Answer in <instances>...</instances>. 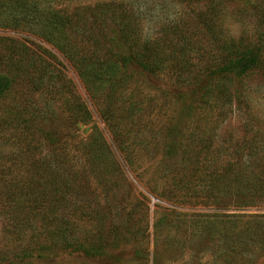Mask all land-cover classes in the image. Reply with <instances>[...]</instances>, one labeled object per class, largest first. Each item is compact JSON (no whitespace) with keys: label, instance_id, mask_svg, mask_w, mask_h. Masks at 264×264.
Instances as JSON below:
<instances>
[{"label":"rangeland","instance_id":"1","mask_svg":"<svg viewBox=\"0 0 264 264\" xmlns=\"http://www.w3.org/2000/svg\"><path fill=\"white\" fill-rule=\"evenodd\" d=\"M122 1L135 9L144 39L167 32L174 38L185 34L192 44L183 80L167 67L156 76L130 67V74L122 78L118 73L108 82L98 100L111 112L108 120L51 45L26 33L24 26H0V71L17 75L9 96L0 101V115L10 107L24 109L30 122L52 130L65 144L69 170L78 173L76 190L88 204L89 243L101 245L92 256L62 252L32 264H264V255L256 257L248 240L225 238L233 221L238 228L253 216L264 221V195L246 196L252 202L241 208L234 206L237 197L228 195L208 207L190 205L197 201L191 195L180 198L183 204L172 202L174 185L197 167L241 162L250 175L264 179V0ZM103 31L93 24L85 32L101 42ZM13 44L23 49L21 60L4 62ZM246 47L260 49V64L243 76H224L226 96L203 95L210 79L201 71L220 61L226 49ZM56 71L71 80L73 92L85 101L92 114L89 123L70 125L61 111L44 109L55 105L48 87ZM12 127L0 128V163L16 150L19 128ZM93 128L102 133L116 163L102 176L84 169L77 149L91 140ZM47 153L42 147L41 154ZM5 228L0 214V257L13 248Z\"/></svg>","mask_w":264,"mask_h":264},{"label":"trees","instance_id":"2","mask_svg":"<svg viewBox=\"0 0 264 264\" xmlns=\"http://www.w3.org/2000/svg\"><path fill=\"white\" fill-rule=\"evenodd\" d=\"M4 16H10V20H4ZM93 24L107 31H103L106 35L101 42L85 32L86 27ZM1 25L7 28L24 26L26 33L51 45L73 68L104 120H108L111 112L100 106L98 100L105 85L110 84L118 73L123 78L124 72L127 76L130 67H135L141 73L156 76L167 67L171 69V75L183 80L190 61L187 49L188 44H192L190 37L181 34L174 38L171 33L162 32L144 39L135 9L122 0L94 4L75 0H0ZM226 51L220 61L201 71L210 79L203 95L213 92L217 96H226L228 89L221 82L224 76H243L260 64L258 47ZM7 52L4 62L7 59L20 62L24 53L17 44ZM55 76L53 85L48 87L51 90L48 97L51 96L55 105L44 109L61 111L70 125L89 123L91 111L81 96L73 92L71 80L59 71ZM16 80L13 71H0V101L9 96ZM25 116V110L19 107H10L6 115H0V128H19L16 150L9 154L7 161L0 163V214L6 223L5 236L13 245L11 252L3 254L0 260L5 264H32L62 252L92 256L101 245L89 243L90 234L86 228L91 217L88 204L80 199L76 190L74 182L78 173L72 174L69 170L65 144L52 130L30 122L29 116ZM91 133V140L77 149L84 169L102 176L116 163L102 133L97 128ZM42 147H47L50 153L42 155ZM188 177L174 185L176 199L172 202L183 204L180 201L183 196H196L197 201L190 205L208 207L217 205L222 195H228L236 196L234 206L241 208L252 202L246 196L264 195V179L250 175L241 162L232 166L197 167ZM261 218L253 216L240 228L233 221L225 238L228 241L235 235L242 239L241 242L248 240L256 257H262L264 221H259ZM231 254L236 258L234 252Z\"/></svg>","mask_w":264,"mask_h":264}]
</instances>
